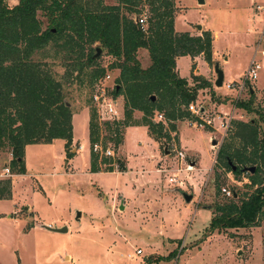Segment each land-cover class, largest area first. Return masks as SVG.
Returning a JSON list of instances; mask_svg holds the SVG:
<instances>
[{"label": "rangeland", "instance_id": "rangeland-1", "mask_svg": "<svg viewBox=\"0 0 264 264\" xmlns=\"http://www.w3.org/2000/svg\"><path fill=\"white\" fill-rule=\"evenodd\" d=\"M18 2L7 0L10 8ZM103 2L113 6L119 0ZM149 9L148 5L136 8L137 19L144 18L148 23ZM175 10L178 32L193 36H202L205 31L212 33L214 52L219 56L216 62L224 71L223 86L215 87V65H209L203 56L179 60L177 71L191 85L193 74L205 77L213 85L201 90L196 101L197 106L205 109V118L233 113V121L259 120V112H264V0H205L204 4L199 0H175ZM257 50L261 70L250 85L254 93L246 91L237 100V88L229 91L226 86L239 85L246 77ZM137 56L143 68L150 65L146 50H140ZM115 61L106 51L97 58V67L105 69L113 80L120 75V70L111 69ZM54 69L63 75V68ZM91 93L88 84L65 85L66 99L77 113L75 140L68 152L79 150L71 159H67L63 140L26 148L25 174L11 178L13 196L0 201V264H264V221L258 227L225 234L207 231L213 205L224 201L227 191H252L245 184L248 175L237 177L217 164L225 133L217 120L214 129L194 126L193 119L179 120L175 123L176 131H171L164 114L163 118L157 114L155 121L164 123L170 137L159 141L150 137L148 149L154 153L147 149L142 152L137 147V141L147 139L144 133L148 128L132 127L127 131L129 139L125 137L119 147L107 142L115 151L112 159L116 173L105 172L107 165L101 161L104 173H90L89 110L94 107ZM117 97L124 111L125 98ZM250 100L251 107L259 112L248 113L237 107L239 102ZM143 115L136 111L134 118L140 121ZM260 128H264L261 121ZM132 131L143 136H132ZM102 134L106 136L107 132ZM232 134L228 133L226 142ZM174 146L196 161V171L187 176L182 173L185 180L191 177L189 182L194 189L191 186L180 190L169 185V173L162 172L180 166L171 152ZM10 154L7 150L0 152V173L10 164ZM140 157L151 163L135 164ZM218 185L222 188L219 194ZM181 191L193 194V200L187 203ZM49 225L67 231L54 232L47 229ZM138 250L142 254L138 255ZM158 257L161 259L154 261Z\"/></svg>", "mask_w": 264, "mask_h": 264}, {"label": "trees", "instance_id": "trees-1", "mask_svg": "<svg viewBox=\"0 0 264 264\" xmlns=\"http://www.w3.org/2000/svg\"><path fill=\"white\" fill-rule=\"evenodd\" d=\"M142 5L150 8L145 29L137 22L139 12L134 11ZM175 13V0H119L113 6L103 0H19L12 8L7 0H0V152L13 154V174H25L29 145L60 139L66 141L67 159L74 156L68 152L73 143L74 111L66 99L65 85L88 84L91 100L97 80L108 73L97 67V48L116 59L111 66L120 70L115 95L124 96L125 110L123 121L114 126L101 125L95 107L90 109V173L103 172L102 163L107 165L105 172H114V160L93 151L103 131L107 132L104 147L108 140L119 147L128 127H147L156 141L169 138L164 123L155 121L157 114H164L171 131H176L179 120L200 122L189 106L196 103L201 90L213 85L195 74L191 85L179 75L177 60L203 56L215 65L214 40L210 31L202 36L178 32ZM140 50L148 52L147 68L138 59ZM55 67L63 68V75ZM251 102H239L237 107L259 112ZM136 111L144 114L140 121L134 118ZM259 115V120L233 121V134L228 142L224 139L217 153L219 166L237 177L248 175L250 181L245 184L252 191L241 193L235 188L232 196L213 205L209 234L258 227L264 221V128H260L264 112ZM118 165L123 168L121 162ZM248 167H256V172H247ZM217 189L221 193L220 185ZM12 192V180L0 179V200H10ZM262 243L264 260V239Z\"/></svg>", "mask_w": 264, "mask_h": 264}, {"label": "built area", "instance_id": "built-area-1", "mask_svg": "<svg viewBox=\"0 0 264 264\" xmlns=\"http://www.w3.org/2000/svg\"><path fill=\"white\" fill-rule=\"evenodd\" d=\"M261 9V6L257 7ZM137 22L145 29L146 27V19L141 18L137 19ZM259 51H256L254 58L252 59L248 71L246 72V77L241 79L239 85L237 84H228L227 90L232 91L237 88L236 98L240 100L243 96L244 92L249 91L251 89V83L256 81L259 77V71L261 70V63L256 60V55ZM263 54V52H261ZM117 90L116 80L112 79L111 74L107 73L105 76L99 78L94 86L93 94H92V103L95 107L98 115V119L100 124L108 122L111 125H119L124 119V111L121 110V106L119 105V99L115 95V91ZM189 111L196 115L200 122H195L199 127H211L214 129V122L217 120L220 123V126L224 129L225 133L223 135L222 143L224 139L227 137L228 133L231 130L233 123V113H224V115H215L212 116L211 119L205 118V109L203 107H199L196 103L191 104L189 106ZM160 118H163V115H160ZM116 125V126H117ZM93 151L96 154H99L101 157L107 158H115V151L107 145L104 147L103 144V136L101 140L93 146ZM176 155V160L179 163V167L173 169L172 171L162 170V172L169 173L167 178L169 185L177 186L180 190L190 188L192 185L189 182L191 177L188 176L187 180L182 176V173L187 174L196 171L197 164L194 159L189 157L182 149H178L176 146L173 147L172 151ZM11 158H13V154L11 153ZM117 165V164H116ZM119 167V165H118ZM15 174L11 169L10 164L5 165L3 168V172L0 173V179H11ZM191 188L194 189L192 186ZM226 192V190H224ZM228 197L232 196L231 192L227 191ZM137 254H142L141 250L137 251Z\"/></svg>", "mask_w": 264, "mask_h": 264}, {"label": "water", "instance_id": "water-1", "mask_svg": "<svg viewBox=\"0 0 264 264\" xmlns=\"http://www.w3.org/2000/svg\"><path fill=\"white\" fill-rule=\"evenodd\" d=\"M199 3H200V4H204V3H205V0H199ZM197 29L201 30V29H202V26H197ZM101 54H102V50H101L100 48H97V53H96V55H95V58L100 57ZM215 73H216V75H217V79H216V81H215V86H216V87H222L223 84H224V71L221 69L219 63H216V64H215ZM250 93L253 94V93H254V89L251 88V89H250ZM153 100H155V97H153ZM213 145H217V141H214V142H213ZM230 165H232L233 170H236V166H234V165L232 164V162H230ZM245 170H246L247 172H249V173L254 174V173L256 172V167H248V168L245 169ZM181 193H182V195H183V197H184V199H185V201H186L187 203H190V202L193 200V198H194V195H193V194H188V193L185 192V191H181ZM121 209L124 210V206H123V205L121 206ZM80 215H81V214L79 213L78 218L80 217ZM47 229H49V230H51V231H54V232H60V233H61V232H66V231H67V228L53 229V228H51L50 226H48Z\"/></svg>", "mask_w": 264, "mask_h": 264}, {"label": "crops", "instance_id": "crops-1", "mask_svg": "<svg viewBox=\"0 0 264 264\" xmlns=\"http://www.w3.org/2000/svg\"><path fill=\"white\" fill-rule=\"evenodd\" d=\"M188 31H190V30H188ZM217 57L219 58V56L218 55H216L215 54V52H214V61H217ZM180 58H184V57H180ZM180 58H178V60H177V68L179 69V60H180ZM197 60H198V58H197ZM197 72V71H196ZM216 87V86H215ZM87 109H89V108H87ZM79 113V112H78ZM76 115H77V113H74L73 114V121H72V123H73V126H74V121H75V117H76ZM215 115H217V114H215ZM89 123H90V110H89ZM135 128H144V130H145V128L146 127H144V126H137V127H135ZM129 130H132V127H128V128H126V130H125V132H124V138L126 137V138H128L129 139V137H128V135H127V131H129ZM144 134H146L147 135V139H145V140H142V141H137V147H138V149H140V150H142V152H144V151H146L145 149H147V152L148 153H154V151L153 152H151V150H149L148 148L149 147H151V144H149V139H150V135H149V132H147V131H145V133ZM132 136H137V138L138 137H142L143 135H137L136 133H134L133 131H132V134H131ZM131 136V137H132ZM151 139H153L154 140V138H152L151 137ZM58 140H60V139H58ZM75 139H74V128H73V141H74ZM124 140V139H123ZM152 140V141H153ZM56 141V140H55ZM64 141V140H63ZM154 142V141H153ZM214 142V141H213ZM65 144H66V141H64V147H65ZM140 146V147H139ZM28 147V146H27ZM26 147V148H27ZM65 149V148H64ZM79 150V149H78ZM76 148H74L73 149V151H72V153L75 155L76 153H77V151H78ZM25 152H26V150H25ZM76 152V153H75ZM147 153V154H148ZM218 153V152H217ZM65 156H66V152H65ZM155 156V155H154ZM149 157V156H148ZM217 157V156H216ZM130 158H133V157H130ZM142 158H145V157H142ZM141 157H140V159L138 158V160H136L135 161V164H142L143 163V165H145L147 162L148 163H151V162H149L147 159H142ZM216 159V158H215ZM90 160H91V155H90ZM101 173H104V172H101ZM114 173H116V172H114ZM119 173H124V172H119ZM141 175V174H140ZM15 176H17V175H14L13 177H15ZM142 176V175H141ZM12 185H13V181H12ZM12 196H13V192H12ZM0 201H5V200H0ZM50 227H52L51 225H49Z\"/></svg>", "mask_w": 264, "mask_h": 264}]
</instances>
